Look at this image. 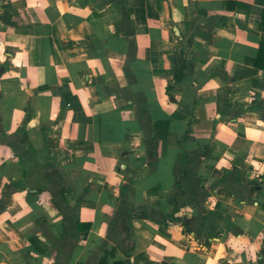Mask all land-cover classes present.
Wrapping results in <instances>:
<instances>
[{
  "label": "crops",
  "instance_id": "crops-1",
  "mask_svg": "<svg viewBox=\"0 0 264 264\" xmlns=\"http://www.w3.org/2000/svg\"><path fill=\"white\" fill-rule=\"evenodd\" d=\"M103 256L264 264V0H0V264Z\"/></svg>",
  "mask_w": 264,
  "mask_h": 264
},
{
  "label": "trees",
  "instance_id": "trees-1",
  "mask_svg": "<svg viewBox=\"0 0 264 264\" xmlns=\"http://www.w3.org/2000/svg\"><path fill=\"white\" fill-rule=\"evenodd\" d=\"M261 55H262V49H261L260 52H259V57H260ZM190 163H191V160L189 159V160L187 161V164L190 165ZM182 171H185V168H183ZM106 254H108V253L105 251V256H106ZM105 256L101 257V259L99 260V264H104L105 259H106ZM113 264H122V263H113Z\"/></svg>",
  "mask_w": 264,
  "mask_h": 264
}]
</instances>
